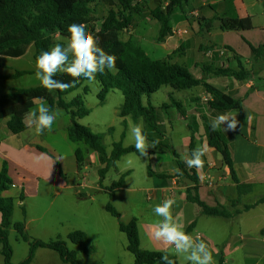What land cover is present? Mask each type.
I'll return each instance as SVG.
<instances>
[{
    "label": "trees",
    "instance_id": "1",
    "mask_svg": "<svg viewBox=\"0 0 264 264\" xmlns=\"http://www.w3.org/2000/svg\"><path fill=\"white\" fill-rule=\"evenodd\" d=\"M108 5L107 12L100 17L96 14L93 5L95 0H0V54L9 56L22 55L27 46L34 45L33 56L37 61L43 51L50 50L56 43H65L70 37L68 27L73 23H87L93 33L99 38V45L108 54L117 57V70H105L104 73L97 74L96 81L100 85L97 93L102 102L109 90L117 89L123 94V101L119 107V115L125 117L131 115L133 118L142 117L146 129L144 134L149 139L162 137V131L158 125V108L166 112L170 107L181 110V103L172 96L169 101L161 103L156 108L149 100L151 93L166 85L172 89L181 90L192 87L202 88L208 93L207 104L210 108L221 110H242V98H235L206 81L210 72L216 75H231L236 79L256 78L263 76L254 67L250 70L242 66L232 68L228 66H205L201 76H194L183 64L166 59L153 58L146 49L134 38L129 36L122 39L120 34L128 31L132 18L142 10H148L151 17L158 23V31L154 37L155 42H163L169 35H172L171 19L174 10L185 11V6L189 0H101ZM150 4V5H149ZM203 29L208 30H236L252 26L249 16L244 17H220L204 21ZM264 46L252 47L253 55L256 57L262 54ZM264 61V56L262 57ZM33 72L26 69H16L13 73L1 77L16 78L26 73ZM63 82L73 80L68 74H60L57 77ZM85 77H80L74 87L67 91L49 90L41 83L33 87H15L0 95V119L7 118L6 126L8 130L15 134L24 131L26 127L23 112L33 107L36 100L44 99L49 105L64 109L70 115V123L67 125V135L71 141H83L88 149L94 150L101 163L105 164L100 169L103 174L110 165H114L116 160L125 153L136 152L134 145H123L122 141L113 142L110 154H107L102 142L100 133L93 131L88 125H83L77 119L89 113V108L85 106L82 95L78 94L66 100L64 96L82 86L83 91L88 90L87 85H83ZM257 85H255L256 87ZM53 92V93H52ZM146 99V101H145ZM124 119V118H123ZM111 128L109 127L108 130ZM208 146L213 147L221 156L222 164L227 168L231 179L235 182L237 195L229 201V207L222 204L209 205L199 196L200 185L196 169L188 168L183 159L179 158L172 147L166 146L161 141L163 150L173 153L179 171L175 175L186 180L189 185L186 187L185 199L194 202L200 213L207 216L232 217L242 211H247L254 206L264 203V195L257 197L254 202H242L243 195L252 192L251 183L240 182L234 167L230 147L225 140L223 130L220 128L213 131L211 123H207ZM160 136V137H159ZM156 141V140H155ZM194 138L190 135L189 151H192ZM39 149L45 151V147L38 145ZM78 163L83 159L80 148L75 149ZM56 164H57V159ZM61 175L62 169L58 171ZM128 172H124L127 174ZM151 173V171H150ZM159 176L171 177L169 174L161 173ZM12 183L9 175V165L7 160H3L0 168V252L3 255L4 264H14L12 258V247L9 242V228L12 224L14 211V198L7 196L3 192ZM121 186V179L116 181L110 189L113 190ZM20 199L23 194L20 193ZM107 210L119 217V212L108 203ZM194 225V220L187 226L189 231ZM119 229L125 232L127 237V249L133 255V264H163L161 256L163 252L159 249H146L140 246L138 223L136 217H131L128 221L118 222ZM14 227L19 233V237L29 244L28 254L25 258L15 264H30L35 256L37 248L48 247L55 250L61 260L72 264H85L76 258L74 250L67 248L66 242L57 238L56 240L43 241L33 238L26 232L25 224L16 221ZM67 238L74 243L85 245L87 234L83 230H74L68 233ZM94 245L83 246L86 253L94 251ZM175 259L177 257H170Z\"/></svg>",
    "mask_w": 264,
    "mask_h": 264
},
{
    "label": "rangeland",
    "instance_id": "2",
    "mask_svg": "<svg viewBox=\"0 0 264 264\" xmlns=\"http://www.w3.org/2000/svg\"><path fill=\"white\" fill-rule=\"evenodd\" d=\"M93 5L96 8L98 17L107 12L108 5L103 1L95 0ZM177 11L180 10L177 9ZM124 35H127V33L122 32L121 37ZM205 41H207V38H205ZM215 42L219 43L217 40ZM34 49V45L31 43L20 56L0 54V62H5L0 65V73L8 74L16 68L35 69L37 61L33 56ZM36 72L26 73L16 78L0 76V95L15 87H33L41 84L42 82L36 77ZM83 85L88 86L86 92L80 86L64 96L66 100H70L80 94L83 97L85 106L89 108V113L77 119V121L100 133L107 154H110L115 141H122L123 145H134L129 139L130 126L139 124L143 129L147 127H145L142 117L135 119L131 115L125 117L119 115V107L123 101L122 92L117 89L109 90L105 99L101 102L97 96L100 89L97 81L85 80ZM189 91L190 89L176 90L163 85L151 93L149 100L158 108L161 103L168 101L169 96L183 100L184 95ZM41 100L48 104L46 100ZM39 101L40 99L36 100L33 107L23 112L25 121L27 114L37 106ZM60 109L63 113L62 118L53 126L51 132L45 130L42 135H37L34 129L27 127L24 131L15 135L16 139L20 140L22 144L30 141L39 143L45 147L44 154L48 159H57V164L55 161V167H52L48 180L46 177L49 166L34 160L33 156H25L23 159V156H20L23 153L13 149L11 142L4 138L5 133L8 131H0L2 143L0 147V166L7 157L10 163L9 175L12 180L7 193L14 198L12 224L9 228V242L13 251L12 262H19L28 254V242L19 237V233L14 227L16 221H22L29 236L43 241L61 238L66 242L67 248L75 251L76 258L85 264H133V255L126 247V234L119 229L118 222L119 220L126 222L131 217H136L138 219L140 246L146 249H154V241L149 236L148 230L154 227L159 218L154 216L153 208H150V205L151 203L153 206L159 204L160 197L157 196L156 200L151 201L146 197L145 188L156 184L160 185L164 182V179L159 178L158 175H153L151 170L178 168L176 159L172 152L163 150V146L159 142L155 148L148 149L147 156H140L137 152H128L121 155L115 164L110 165L102 174L100 169L105 164L99 161L97 153L92 149H88L83 141H71L69 139L66 127L70 123V115L64 109ZM158 113L160 115L158 125L162 131V137L159 136L158 140L161 139L166 146L172 147L179 158L184 153L190 154L191 129L188 127V120L181 119L173 122L169 119L168 112L162 108H158ZM163 119L165 122L161 123ZM109 127L110 130H108ZM195 136V148H197L200 146V142L197 135ZM147 140L151 143L157 139L147 137ZM13 145L15 146V144ZM18 147L24 149L19 145ZM76 148H80L82 152L83 159L80 163L76 158ZM18 157L24 163L22 168L28 172H24L15 165ZM212 159L215 160V158ZM214 163L216 165V162ZM60 167L63 175L58 172ZM205 167L207 166H203V168ZM126 171L128 173L123 175ZM210 172L213 174L219 173L216 168ZM213 174H210L211 185L207 181L203 182L204 185L215 186L224 180L219 178V175ZM23 175L27 176L26 180H21L20 177ZM119 179H121V186L114 189L111 195V186ZM227 181L231 182L232 180L228 179ZM209 190H218L217 192L220 194L219 198L215 200L210 195L201 194L198 191L199 196L209 205H215L221 199L220 202L224 203L223 198H230L231 195L235 194L234 187L225 189V192L217 187H211ZM20 193L23 194V199H20ZM202 193H204L203 190ZM185 194V189H182L176 193V196L181 199ZM252 197H254L253 194L246 196L244 202L252 201ZM108 203L119 212V217L107 210ZM183 203L186 206L184 211L180 210L178 203L174 205V215L178 216L181 223L193 219L194 209L198 207L191 201L184 200ZM227 206L229 207V205ZM253 213L264 216V203H261L251 214ZM141 214H144V216L142 217ZM251 214L249 216L244 215L242 219L245 227L249 226L254 218L260 217L258 215L254 217ZM215 218H221L223 224L228 221L227 218L221 216ZM240 218L236 215L234 220L238 222ZM74 230L86 232L87 243L85 245L74 243L67 238L68 233ZM88 245H94L96 249L89 253L84 252L83 246ZM36 250L35 264H72L64 261L59 262L58 253L51 248L43 247ZM177 260L181 264L179 258ZM0 264H4L1 252Z\"/></svg>",
    "mask_w": 264,
    "mask_h": 264
},
{
    "label": "crops",
    "instance_id": "3",
    "mask_svg": "<svg viewBox=\"0 0 264 264\" xmlns=\"http://www.w3.org/2000/svg\"><path fill=\"white\" fill-rule=\"evenodd\" d=\"M188 2L185 6V12L173 11L170 22L173 33L163 42L154 41V37L158 31V23L151 17L148 10H142L135 14L129 30L123 32L127 33V35L121 37L120 34V37L125 40L131 36L153 58L166 59L183 64L196 77L204 73L205 66L216 67L222 65L232 68L242 66L247 70L254 67L255 70L259 71V74L263 76L260 80L254 77L236 79L231 75H216L212 72L206 78L207 82L221 91L235 98H242V110L234 111L210 108L207 104L208 93L202 88L192 87L188 88L190 91L184 95L183 100L175 98L181 103V110L170 107L169 111H167L169 119L173 122L180 121L181 119L188 120L187 124L194 138L192 150L195 149V135L198 137L200 146L204 144L208 145L207 123H211L220 114L236 112V118L239 121L236 130L224 131L222 127L221 129L230 147L233 167L239 181L253 185V190L250 194H253L254 197H252V201L250 202H254L257 197L264 195V61L262 58L264 56V49L261 55L255 57L252 47L264 46V0H189ZM216 16H249L252 26L236 30H204V23L200 22V18H204V21H206ZM176 29L182 30V35H177L175 33ZM205 38H207V41H205ZM215 40L219 43L215 42ZM4 63V61L0 62V65ZM204 64L206 65L203 66ZM15 70L8 74L13 73ZM26 70L34 72L37 71V67ZM8 74L0 73V76ZM255 85L257 86L255 87ZM6 120L7 118L0 119V131H8L5 133L4 138L11 142V147L19 152L21 151L23 154L20 156H23V159L25 156H33L34 160L50 168L54 159L47 158L44 154L45 151L37 147L40 145L39 143L30 141L29 143L22 144L20 140H17L15 135L18 133L13 134L8 130ZM164 122L163 119L161 123ZM1 145L0 140V147ZM18 145L24 149L22 150ZM19 157L15 165L24 172H28L22 168L24 163L19 160ZM5 158L7 159V157ZM212 158H215V160L213 161ZM204 161V166L207 167L201 170L203 173H199V176L201 174L210 176V174H213L210 171L216 168L219 173H214L213 175H223L222 179L224 180L215 186H206L203 184L204 181H200L198 191L201 194L210 195L216 200L220 195L217 192L218 190H209V188L217 187L223 189V192H225V189L234 187L235 194L231 195L230 198H223L225 200L224 203L220 202L222 199L216 203L228 205L229 201L237 195V189L227 168L221 162L220 154L213 147L209 146V152L204 157ZM7 162L9 165L8 159ZM214 162H216V165ZM11 164L13 165V163ZM53 166L55 167V162ZM173 169L178 168L151 170L153 175L159 176V174L164 173L171 175V177L159 176V178L164 179V182L160 185L156 184L155 186L146 187V197L153 201L159 196L160 203L167 198H173L179 204L180 210L184 211L186 210V206L183 203L186 200L185 195L180 199L176 196V193L182 189H186L189 183L181 177L176 176V171H173ZM20 178L21 180H26L27 176L23 175ZM228 179L232 181L228 182ZM21 189L23 190V187ZM202 190L204 193H202ZM7 192L8 190H5L3 193L10 196ZM248 195L242 197V202H244V198ZM260 204L247 211L238 213L237 216L241 217L238 222L234 220L236 215L224 217L228 219L225 224L222 223L221 218H215L219 216L211 217L201 214L199 207H197L194 209L193 219L185 220L182 224L185 231L198 233L210 245L216 264H264V216H260L257 213L251 214ZM151 207L154 208L152 203ZM174 210L175 208H173V213L175 212ZM250 214L254 217L256 215L260 217L254 218L251 224L245 227L242 219L244 215L249 216ZM141 215L142 217L144 216V214ZM193 220L194 225L188 231L187 226ZM152 229L153 227L148 230L150 237ZM151 239L154 241L153 248L160 249L161 245L159 242L155 241L152 237ZM94 247L96 249V246ZM58 261H63L59 255ZM30 264H35L34 258Z\"/></svg>",
    "mask_w": 264,
    "mask_h": 264
},
{
    "label": "clouds",
    "instance_id": "4",
    "mask_svg": "<svg viewBox=\"0 0 264 264\" xmlns=\"http://www.w3.org/2000/svg\"><path fill=\"white\" fill-rule=\"evenodd\" d=\"M68 32L70 37L65 43H56L50 50L43 51L37 59L36 77L44 87L49 90L67 91L70 87H74L82 76L90 82H95L98 73L102 74L106 69L117 70V57L105 52L99 45L98 36L93 33L87 23H73L68 27ZM60 74H68L73 80L63 82L57 78ZM62 115L60 108L40 100L37 106L27 114L26 127L34 129L35 134L42 135L45 130L51 132ZM238 124L236 112H226L211 121V128L213 131L221 127L224 131H234ZM129 139L140 156H147L148 149L155 148L159 143L158 140L149 143L139 124L130 126ZM208 152L209 146L204 144L193 149L190 154L184 153L181 158L188 168L196 169L199 174ZM55 161L51 163L47 180ZM173 171H179V169H173ZM199 178L202 182L209 179L203 174ZM175 204V199L167 198L153 208L154 216L159 219L151 231V237L161 245L159 251L163 252L161 256L163 264H177L176 260L170 257L179 258L181 264H216L210 245L198 233H189L184 230L178 216L173 213Z\"/></svg>",
    "mask_w": 264,
    "mask_h": 264
},
{
    "label": "built area",
    "instance_id": "5",
    "mask_svg": "<svg viewBox=\"0 0 264 264\" xmlns=\"http://www.w3.org/2000/svg\"><path fill=\"white\" fill-rule=\"evenodd\" d=\"M175 33H176L177 35H182L183 31L180 30V29H176V30H175ZM212 165H213V164H212ZM203 175H204V174H203ZM205 176L208 177L209 179H205L204 181H207L208 184L211 185V177H210L209 175H205ZM219 178H223V176H219ZM199 181H201L200 178H199ZM201 182H202V181H201Z\"/></svg>",
    "mask_w": 264,
    "mask_h": 264
}]
</instances>
